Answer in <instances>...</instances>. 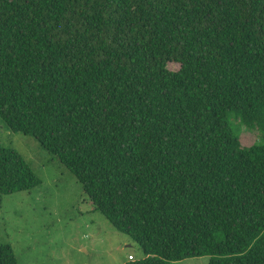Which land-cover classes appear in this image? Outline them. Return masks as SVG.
Instances as JSON below:
<instances>
[{"label": "trees", "instance_id": "obj_1", "mask_svg": "<svg viewBox=\"0 0 264 264\" xmlns=\"http://www.w3.org/2000/svg\"><path fill=\"white\" fill-rule=\"evenodd\" d=\"M0 120L146 254L124 264H264V0H0ZM39 183L0 145V194Z\"/></svg>", "mask_w": 264, "mask_h": 264}, {"label": "rangeland", "instance_id": "obj_2", "mask_svg": "<svg viewBox=\"0 0 264 264\" xmlns=\"http://www.w3.org/2000/svg\"><path fill=\"white\" fill-rule=\"evenodd\" d=\"M169 67L178 69L173 63ZM228 120L244 145L255 136L259 141L236 113ZM0 145L17 151L40 180L30 190L0 194V245H10L18 264H124L146 256L95 209L71 171L35 138L0 120ZM171 264H208V256Z\"/></svg>", "mask_w": 264, "mask_h": 264}]
</instances>
